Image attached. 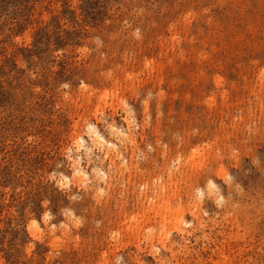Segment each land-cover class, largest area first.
<instances>
[{"label": "rangeland", "instance_id": "1", "mask_svg": "<svg viewBox=\"0 0 264 264\" xmlns=\"http://www.w3.org/2000/svg\"><path fill=\"white\" fill-rule=\"evenodd\" d=\"M137 29L139 40L133 35ZM85 43L97 51L87 61L77 60L73 54ZM62 49L60 71L54 72L59 59L55 53ZM98 53L107 55L100 58ZM73 64L94 80L109 70L127 75L142 90V99L153 108L162 105L166 121L215 131L221 122H238L244 110L259 113L264 105L258 87L264 77L254 79L264 67V0H0V264H45L46 253L58 246L46 238L40 243L39 230L34 227L30 235L28 224L35 218L43 227L38 204L43 188L33 180L52 158L47 149L55 150L71 127L68 117L53 114V107L57 81ZM145 85L153 89L152 98ZM161 90L164 95L157 96ZM25 133L39 135L42 146L25 148ZM113 134L119 137L115 130ZM84 144L77 151L92 156ZM124 161L141 169L136 174L141 179L146 177L140 153L129 151ZM124 161L116 160V167ZM107 164L94 172L100 187L109 174ZM252 190L264 194V177L252 183ZM141 203L145 209L153 207ZM137 211L129 219L135 218L142 238L172 264H244L250 255L236 238L237 225L243 226L239 216L223 221L224 228L216 227L212 240L197 243L201 233L188 235L192 228L168 206L140 215ZM105 216L117 219L108 210L97 219ZM170 218L189 243L165 252L157 241L170 230ZM260 227L264 230V221ZM81 232L82 243L65 251L57 264H93L97 237ZM177 235L173 232L169 243L182 244Z\"/></svg>", "mask_w": 264, "mask_h": 264}, {"label": "clouds", "instance_id": "2", "mask_svg": "<svg viewBox=\"0 0 264 264\" xmlns=\"http://www.w3.org/2000/svg\"><path fill=\"white\" fill-rule=\"evenodd\" d=\"M133 35L141 39L139 29ZM93 39L99 43L98 37ZM94 51L97 50L85 43L73 55L87 61ZM64 53L63 49L55 53L59 59L54 72L60 71ZM98 55L103 58L107 54ZM260 77H264V67L258 69L254 79ZM57 84L53 114L68 117L71 127L55 150L47 149L52 158L33 180L34 185L43 188L38 202L43 227L35 218L28 224L30 235L34 227L39 230L43 237L40 243L45 242L44 238L58 242L55 249L46 253L45 264L49 259L57 264L65 251L79 246L82 229L97 237L93 264H154L157 260L158 264H172V259L161 256L160 249L142 238L143 228L132 222L135 218L129 219V214L137 209L146 213L164 205L192 228L188 235L201 233L195 237L197 243L212 240L216 227H226L223 221L241 217L243 226L237 225L236 238L245 243L250 253L244 264H264V230L260 227L264 221V194L252 190V183L264 177V105L259 113L247 109L245 114L244 110L238 122H221L219 128L210 131L202 126L185 127L166 121L160 110L162 105L153 108L142 99V90L130 84L127 75L115 70L101 72L94 80L73 64ZM258 87L264 95V81ZM156 95L163 96V90ZM147 96H153L150 87ZM89 128L100 133L103 145L88 137ZM114 130H119V137L113 134ZM79 140H84L92 156L77 151ZM110 143L114 147L106 149ZM29 146H42L39 135L25 133L24 147ZM129 151L133 155L140 153L143 171L147 173L143 179L136 175L141 171L139 167L124 161ZM116 160L124 163L117 168ZM105 161L109 174L104 187H100L94 172ZM141 201L152 203L153 207L145 209ZM106 210L117 219H97ZM36 215L34 212L33 217ZM120 216L124 217L122 221ZM218 219L222 221L219 225ZM193 221L199 223L193 226ZM168 223L170 230L157 241L161 248L165 252L186 248L189 241L179 234L174 218ZM205 229L209 231L204 232ZM173 232L178 234L175 240L182 244L169 243ZM30 247L34 249L35 242ZM149 256L153 257L151 261Z\"/></svg>", "mask_w": 264, "mask_h": 264}, {"label": "bare ground", "instance_id": "3", "mask_svg": "<svg viewBox=\"0 0 264 264\" xmlns=\"http://www.w3.org/2000/svg\"><path fill=\"white\" fill-rule=\"evenodd\" d=\"M89 136H90V138H93V143H95V141L96 140H99L100 141V144L101 145H103L104 144V141H103V139L101 138V136H100V133L95 129V128H89ZM115 133H118L119 135H120V132H119V130H115ZM77 143H78V145H79V147H84L85 146V144H84V140H79V141H77ZM87 145V144H86ZM85 147H87V146H85ZM114 147V145L113 144H108L107 146H106V148H108V149H110V148H113ZM86 149V148H85ZM87 149H89V148H87ZM86 149V150H87ZM99 170V169H98ZM82 171V170H81ZM99 172V171H98ZM104 172V171H103ZM100 173V172H99ZM98 173V174H99ZM81 174V172H77V175H80ZM101 174V173H100ZM103 174V173H102ZM103 175H105V173L103 174ZM104 177H106V176H104ZM104 177H102V178H104ZM164 219V218H163ZM171 219V218H170ZM161 238V237H160Z\"/></svg>", "mask_w": 264, "mask_h": 264}]
</instances>
